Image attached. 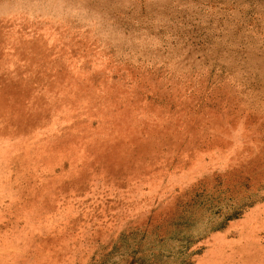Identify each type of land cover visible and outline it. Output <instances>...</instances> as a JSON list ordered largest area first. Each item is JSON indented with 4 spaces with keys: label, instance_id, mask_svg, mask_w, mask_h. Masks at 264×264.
I'll return each mask as SVG.
<instances>
[{
    "label": "rangeland",
    "instance_id": "1",
    "mask_svg": "<svg viewBox=\"0 0 264 264\" xmlns=\"http://www.w3.org/2000/svg\"><path fill=\"white\" fill-rule=\"evenodd\" d=\"M0 129V264H264V0H0Z\"/></svg>",
    "mask_w": 264,
    "mask_h": 264
},
{
    "label": "trees",
    "instance_id": "2",
    "mask_svg": "<svg viewBox=\"0 0 264 264\" xmlns=\"http://www.w3.org/2000/svg\"><path fill=\"white\" fill-rule=\"evenodd\" d=\"M242 209L232 211L224 221L212 228V231H222L229 220L241 217ZM176 227H179L177 224ZM170 235L160 236L157 232L150 237H140L135 243L128 240L126 234L120 237L98 264H194L190 248L203 237L192 235L191 232L176 230ZM171 241V242H170Z\"/></svg>",
    "mask_w": 264,
    "mask_h": 264
},
{
    "label": "bare ground",
    "instance_id": "3",
    "mask_svg": "<svg viewBox=\"0 0 264 264\" xmlns=\"http://www.w3.org/2000/svg\"><path fill=\"white\" fill-rule=\"evenodd\" d=\"M29 116H30V118H32V117H35V116H33V115H30L29 114ZM63 122V121H62ZM0 131H1V129H0ZM42 131V130H41ZM36 132V131H35ZM38 133V132H37ZM38 135V134H37ZM33 138V137H32ZM26 139H28V138H26ZM31 139V138H30ZM24 140V139H23ZM32 140V139H31ZM21 143H19L18 145H20ZM28 144V143H27ZM30 144V143H29ZM37 144V143H36ZM22 145H25L24 143H22ZM38 145V144H37ZM25 146H27V145H25ZM16 147V146H15ZM20 147H21V145H20ZM19 147V148H20ZM19 148H17V149H19ZM11 149V148H10ZM8 150V149H7ZM12 150V149H11ZM21 151H22V149H20ZM19 151V150H18ZM8 153H10V151L8 152ZM17 154H18V152H16ZM14 154V153H13ZM13 156V155H12ZM16 156V155H15ZM15 156H13V157H15ZM10 157V156H9ZM18 157V156H17ZM21 158V157H20ZM19 158V159H20ZM12 159V158H11ZM14 159H16V158H13L12 159V161L14 160ZM18 159V158H17ZM16 159V160H17ZM14 162V161H13ZM16 162V161H15ZM14 164V163H13ZM16 165V164H15ZM33 165V164H32ZM13 167V166H12ZM21 167V166H20ZM44 167V166H43ZM47 169V168H46ZM16 170V169H15ZM27 170V169H26ZM22 171H23V169H22ZM28 171V170H27ZM50 171V170H49ZM15 175V174H14ZM22 176H23V174H22ZM22 176H21V178H22ZM18 178V177H17ZM20 178V177H19Z\"/></svg>",
    "mask_w": 264,
    "mask_h": 264
}]
</instances>
